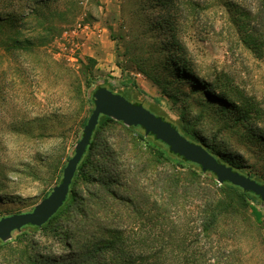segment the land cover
I'll use <instances>...</instances> for the list:
<instances>
[{
	"label": "rangeland",
	"instance_id": "rangeland-1",
	"mask_svg": "<svg viewBox=\"0 0 264 264\" xmlns=\"http://www.w3.org/2000/svg\"><path fill=\"white\" fill-rule=\"evenodd\" d=\"M13 3L4 0L0 13ZM38 12L0 21V218L32 211L62 181L103 83L264 184V0H55ZM89 161L70 206L0 245V264L59 260L83 225L110 222L132 239L184 237L187 253L207 251L205 264L215 262L210 247L224 244L229 259L264 264V218L236 201L237 239L224 219L218 233H200L212 177L160 145L107 122ZM167 176L179 183L164 190ZM108 177L114 196L98 180ZM246 199L264 216L261 200ZM157 213L165 219L150 230Z\"/></svg>",
	"mask_w": 264,
	"mask_h": 264
},
{
	"label": "trees",
	"instance_id": "trees-1",
	"mask_svg": "<svg viewBox=\"0 0 264 264\" xmlns=\"http://www.w3.org/2000/svg\"><path fill=\"white\" fill-rule=\"evenodd\" d=\"M52 1L55 0H14V3L12 6H15L12 11H8L6 13H0V21H5L6 19H13V20H21L25 19L26 17L32 15L34 17H40L41 14L38 12V9L40 6L44 7L49 5ZM73 1V0H71ZM4 0H0V11L5 10V8L2 6ZM27 10L26 12H23V10ZM4 12V11H3ZM53 18V17H52ZM51 18V21H52ZM52 27H50L51 29ZM49 30V28H47ZM22 41H15V44H21ZM27 43L30 45H33L34 42H30V40H27ZM34 51V50H31ZM112 88V87H111ZM98 89V86L95 87L92 91V102L93 101V95L95 91ZM114 91V89L112 88ZM117 93V92H116ZM123 95V94H122ZM141 104V103H137ZM164 119V118H163ZM165 120V119H164ZM88 118L86 119L85 124L87 123ZM107 122H118L123 124L122 122L116 121L113 118H110L108 116L102 115L99 120V124L94 130V133L92 135L91 141L89 146L87 147V150L82 157L77 171L75 173V176L73 178V181L70 186V192L68 194L66 203L58 210V212L53 215L50 220L45 223L41 227L33 226V225H27L24 226L20 231L25 229H42L49 225L53 220L59 217V215L70 206V204L76 199V181L80 176V173L82 170H84L85 166L90 162V155L93 150V148L96 146V140L97 136L99 134L100 128L103 124ZM173 125V124H172ZM126 126V125H125ZM174 126V125H173ZM128 129H132L135 131V134L137 135L138 139L144 140L146 142H150L153 144L160 145L162 148L166 150V152L174 157H177L181 161H184L185 163L189 164L192 168L195 169L194 174H205L212 177V188L210 189V192L212 193V202L209 204V211L207 214L205 212H202L201 218H202V229L200 233H204L205 236L209 237L211 234H215L219 232L220 229V222L222 219L228 220L230 222L229 225L232 226L231 233L227 235L228 238L231 240L237 239L240 235V230L237 228L236 225V215L238 214V209L235 207V202L240 201L242 203V206H244V209L250 210V212L254 215L257 222L261 221L262 214L261 212L256 208L250 205V203L247 202L246 196L252 195L256 199L261 200L259 196L252 192L244 191L241 188L234 187L231 183L225 182L222 185L218 183L217 177L214 173L207 171L204 172L202 170V167L198 164H195L191 161L186 160L184 157L174 154L170 147L165 144L164 142L160 140H153L150 137H145L142 133H140L139 129L134 126H126ZM175 127V126H174ZM176 128V127H175ZM185 137H187L192 142H196V138L193 136H189L188 134H185L181 132ZM206 148L215 155L220 162L225 163L229 166H232L234 170H237V168L234 166L233 162L223 156H221L219 153H215L213 149L206 146ZM242 173V172H241ZM243 174V173H242ZM170 176H167L163 179L162 184L160 185V188L166 189L165 187L171 186L172 184L176 183L178 185L179 182H168V178ZM102 180L105 184V188L109 193H113V189L111 187V184L113 179L111 180L110 177L103 180L102 178L98 179ZM230 189H233L236 192V195L229 196L228 192ZM180 191V190H179ZM177 191V193H179ZM132 196H129L130 198L136 197L138 193L132 192ZM49 194H47L48 196ZM198 196V195H197ZM211 196V195H210ZM200 197V196H198ZM157 204V202H153V204ZM156 209V208H154ZM156 210L160 211V208H157ZM86 217H88L87 213L84 214ZM162 213H157L156 215H152L151 222L152 226L150 230H153L155 226H157V223L161 222L163 219ZM150 218V217H149ZM107 225L103 224H92L87 223V225H83L78 230V236L76 239V243L70 241V243H67L69 247V253L64 257L62 256L59 260H56L55 258L51 257H44V256H36L33 257L32 255L26 256V261H24V264H198L199 260L203 261L205 264L207 262L208 256L207 251L201 249L193 250L190 253H187L186 244L184 237H172L169 236V239L167 241H164L162 238L159 237V234H155L153 237H145V238H137L136 236L132 239L131 237L125 236V231L127 229L122 226V224L116 225L114 222L106 223ZM133 231V230H132ZM17 231H15L16 233ZM130 232V231H129ZM178 234V231H177ZM226 234V232H225ZM74 234L71 235V237ZM4 243H0V245H3ZM168 245L171 246L172 250L169 252L167 249ZM188 247V246H187ZM217 249V250H216ZM210 252L213 257H215L214 264H240L241 257H235L232 259H229L230 255H232V252L228 250L227 246L224 245H217V247L211 246ZM21 259L18 263H20ZM10 264V262H9ZM200 264H202L200 262Z\"/></svg>",
	"mask_w": 264,
	"mask_h": 264
},
{
	"label": "water",
	"instance_id": "water-1",
	"mask_svg": "<svg viewBox=\"0 0 264 264\" xmlns=\"http://www.w3.org/2000/svg\"><path fill=\"white\" fill-rule=\"evenodd\" d=\"M93 101L94 109L84 126L82 138L75 146L74 155L67 161L63 169L62 181L54 186L51 193L42 199L32 211L0 218V243L12 239L15 231H20L24 226H43L66 203L78 165L102 115L122 122L126 126L138 128L145 137L164 142L174 154L200 165L204 172L214 173L221 185L229 182L236 188L256 194L264 203L263 183L220 162L206 146L192 142L172 123L156 115L143 104L132 103L124 95L113 91L107 83L98 86L93 95Z\"/></svg>",
	"mask_w": 264,
	"mask_h": 264
},
{
	"label": "crops",
	"instance_id": "crops-1",
	"mask_svg": "<svg viewBox=\"0 0 264 264\" xmlns=\"http://www.w3.org/2000/svg\"><path fill=\"white\" fill-rule=\"evenodd\" d=\"M259 210V209H258ZM262 218H264V216H262Z\"/></svg>",
	"mask_w": 264,
	"mask_h": 264
}]
</instances>
